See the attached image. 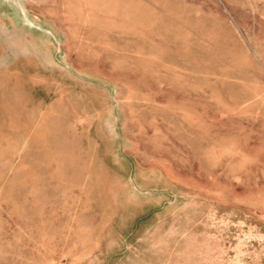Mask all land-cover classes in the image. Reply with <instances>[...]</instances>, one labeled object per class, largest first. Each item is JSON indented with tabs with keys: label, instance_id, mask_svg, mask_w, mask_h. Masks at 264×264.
Instances as JSON below:
<instances>
[{
	"label": "rangeland",
	"instance_id": "374dc122",
	"mask_svg": "<svg viewBox=\"0 0 264 264\" xmlns=\"http://www.w3.org/2000/svg\"><path fill=\"white\" fill-rule=\"evenodd\" d=\"M0 264H264V0H0Z\"/></svg>",
	"mask_w": 264,
	"mask_h": 264
}]
</instances>
